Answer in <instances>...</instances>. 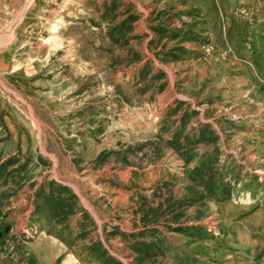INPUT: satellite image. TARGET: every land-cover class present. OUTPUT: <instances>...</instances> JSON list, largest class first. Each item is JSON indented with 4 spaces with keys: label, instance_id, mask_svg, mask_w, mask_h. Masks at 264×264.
Returning a JSON list of instances; mask_svg holds the SVG:
<instances>
[{
    "label": "rangeland",
    "instance_id": "rangeland-1",
    "mask_svg": "<svg viewBox=\"0 0 264 264\" xmlns=\"http://www.w3.org/2000/svg\"><path fill=\"white\" fill-rule=\"evenodd\" d=\"M223 2L0 0V264H264V0Z\"/></svg>",
    "mask_w": 264,
    "mask_h": 264
},
{
    "label": "crops",
    "instance_id": "crops-1",
    "mask_svg": "<svg viewBox=\"0 0 264 264\" xmlns=\"http://www.w3.org/2000/svg\"><path fill=\"white\" fill-rule=\"evenodd\" d=\"M214 1V3H217V5L219 6V8H220V10H221V12H222V18L223 17H225V16H228V12H225L226 10H228V7H229V5L228 4H225L224 2H223V0H213ZM226 9V10H225ZM226 14V15H225ZM222 23H225V22H223V20H222ZM52 248L54 249V250H56L57 252L59 251V253L58 254H54L55 256H52V257H50L49 258V261H50V263L51 264H54V263H56V261H57V258L60 256V254L61 253H63V251H64V249L62 248V247H60L59 245H56L55 243H54V245H52ZM62 264H74V262L72 261V260H68L67 262H65V260L62 262Z\"/></svg>",
    "mask_w": 264,
    "mask_h": 264
},
{
    "label": "trees",
    "instance_id": "trees-1",
    "mask_svg": "<svg viewBox=\"0 0 264 264\" xmlns=\"http://www.w3.org/2000/svg\"><path fill=\"white\" fill-rule=\"evenodd\" d=\"M51 185L52 186H57L59 188V189L57 188L58 190H60L58 192V197L59 196L61 197V195L68 190L65 186L59 185L58 183H56L54 181L51 182ZM67 195H69L68 198H69V200H71V198L73 197V195L70 192H67ZM58 200H59V198H58ZM67 203H68V199L67 198H62V201H61L60 204L65 207V205H67ZM32 264H33V262H32Z\"/></svg>",
    "mask_w": 264,
    "mask_h": 264
},
{
    "label": "bare ground",
    "instance_id": "bare-ground-1",
    "mask_svg": "<svg viewBox=\"0 0 264 264\" xmlns=\"http://www.w3.org/2000/svg\"><path fill=\"white\" fill-rule=\"evenodd\" d=\"M9 30V29H8ZM11 31V30H10ZM12 36V35H11Z\"/></svg>",
    "mask_w": 264,
    "mask_h": 264
}]
</instances>
